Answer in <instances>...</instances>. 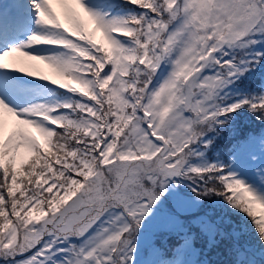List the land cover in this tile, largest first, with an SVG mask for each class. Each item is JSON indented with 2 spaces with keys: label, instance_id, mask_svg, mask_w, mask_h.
Returning a JSON list of instances; mask_svg holds the SVG:
<instances>
[{
  "label": "snow or ice",
  "instance_id": "1",
  "mask_svg": "<svg viewBox=\"0 0 264 264\" xmlns=\"http://www.w3.org/2000/svg\"><path fill=\"white\" fill-rule=\"evenodd\" d=\"M26 15L0 50V264H209L221 243L251 264L222 206L264 244V84L234 92L264 58V0H8L0 48ZM12 73L71 98L17 110ZM242 110L261 127L240 138Z\"/></svg>",
  "mask_w": 264,
  "mask_h": 264
},
{
  "label": "trees",
  "instance_id": "2",
  "mask_svg": "<svg viewBox=\"0 0 264 264\" xmlns=\"http://www.w3.org/2000/svg\"><path fill=\"white\" fill-rule=\"evenodd\" d=\"M130 7V6H127ZM261 67V65H260ZM257 67L251 76L245 73V77L241 81H237L240 85L238 89H234V92H242L244 90H251L253 88H259L261 82L264 80V69ZM71 97L68 93L64 92V97L61 102L69 100ZM235 119L233 126L237 132L238 137H244L249 132L258 130L261 126L254 120L250 113L247 111H241L239 114H233ZM231 142L226 137H218L209 151L205 153L209 163H216V157L218 154L223 158L227 147H230ZM225 208V216L235 226L236 231L240 234L241 243L246 244L248 251V258L251 264H264V244L259 242V238L255 233L250 220L238 212H234L227 208L226 205L222 206ZM219 214V212H218ZM197 247L202 250L207 249L206 240L197 243ZM229 245L227 243H221L214 248L207 250V254L204 259L209 261V264H233V258L230 256L228 251Z\"/></svg>",
  "mask_w": 264,
  "mask_h": 264
},
{
  "label": "rangeland",
  "instance_id": "3",
  "mask_svg": "<svg viewBox=\"0 0 264 264\" xmlns=\"http://www.w3.org/2000/svg\"><path fill=\"white\" fill-rule=\"evenodd\" d=\"M88 1H94V0H88ZM26 41V40H25ZM24 41V42H25ZM20 43H23V42H20ZM51 46H45V45H38V46H34V48L36 49H48L50 48ZM30 50V49H29ZM28 50V51H29ZM31 54H34V55H46V56H50V55H56L57 53L56 52H52V51H36V52H33ZM41 67V71L44 73V74H47L49 76H51V73L49 72V70L47 68H44L43 65L40 66ZM260 67V66H259ZM264 67V60H261V67L260 68H263ZM20 73L16 74V76L18 78H20ZM10 78V77H9ZM21 79V78H20ZM14 81H17L14 79ZM43 90V89H42ZM39 99L36 100V101H32V99L30 98L29 95H24L23 93L20 94V95H14L15 97V101L17 102H22V103H26V104H29L32 105V104H47V105H54L56 103H59L58 102V98L56 95L54 94H51L50 92H46V91H41L39 93ZM28 107V106H27ZM220 155V154H219Z\"/></svg>",
  "mask_w": 264,
  "mask_h": 264
}]
</instances>
